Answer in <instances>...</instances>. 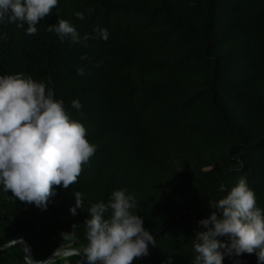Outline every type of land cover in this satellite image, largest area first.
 <instances>
[{"label":"trees","instance_id":"16d2710c","mask_svg":"<svg viewBox=\"0 0 264 264\" xmlns=\"http://www.w3.org/2000/svg\"><path fill=\"white\" fill-rule=\"evenodd\" d=\"M59 19L81 38L99 27L109 39L61 42L47 30ZM27 27L0 24V76L51 77L55 98L96 151L46 210L0 185V247L15 242L0 250V264H24L25 242L37 260L72 249L78 254H57L52 264H84L89 208L115 190L135 194L155 238L133 264H193L197 222L242 176L264 209V0H58L35 35ZM76 192L84 200L73 216ZM74 224L76 239L64 241ZM223 264L258 262L244 254Z\"/></svg>","mask_w":264,"mask_h":264},{"label":"clouds","instance_id":"9594fccd","mask_svg":"<svg viewBox=\"0 0 264 264\" xmlns=\"http://www.w3.org/2000/svg\"><path fill=\"white\" fill-rule=\"evenodd\" d=\"M57 5L58 0H0V24L23 28L26 23V34L35 35L36 25ZM75 15L85 19L81 12ZM47 30L58 34L61 42L70 38L72 43L85 46L90 39H109L108 30L99 27L93 30L95 35L81 38L64 19ZM77 74L83 76L85 70L78 67ZM54 87L51 77L45 83L24 73L0 76V185L20 202L42 210L57 195L56 187L67 189L78 182L83 165L96 151L86 139L82 123L72 119L63 101L55 98ZM72 107L80 111L82 104L73 100ZM220 190H225L223 185ZM74 195L76 203L70 208L73 216L84 200L83 193ZM208 206L214 210L197 222L193 264H223L225 256L244 254H255L258 264H264V209L257 207L255 192L246 178L242 176L224 198L209 201ZM137 207L135 194L120 189L113 191L107 203L100 201L89 208L90 218L84 222V264H133L149 255L155 238L143 227L144 219L135 212ZM72 228L71 233H61L64 241L76 239L77 225ZM58 250L48 260H37L26 250L24 264H52Z\"/></svg>","mask_w":264,"mask_h":264},{"label":"water","instance_id":"95a60500","mask_svg":"<svg viewBox=\"0 0 264 264\" xmlns=\"http://www.w3.org/2000/svg\"><path fill=\"white\" fill-rule=\"evenodd\" d=\"M14 243H15V242L0 247V250H1V249H4L5 247H8V246L13 245ZM25 246H26L27 253H28V255L30 256L29 246H28V244H27L26 242H25ZM26 250H25V251H26ZM64 251H65L66 253H73V252H74L75 254H78L77 251L72 250V249L58 250L57 254H60V253H62V252H64ZM54 253H55V252H54ZM54 253H52V254H51L48 258H46L45 260H48V259H50V258H53V254H54ZM74 253H73V254H74Z\"/></svg>","mask_w":264,"mask_h":264},{"label":"rangeland","instance_id":"374dc122","mask_svg":"<svg viewBox=\"0 0 264 264\" xmlns=\"http://www.w3.org/2000/svg\"><path fill=\"white\" fill-rule=\"evenodd\" d=\"M64 250V249H63ZM63 255H68V254H70V253H66L65 251L62 253Z\"/></svg>","mask_w":264,"mask_h":264},{"label":"built area","instance_id":"2783aa9c","mask_svg":"<svg viewBox=\"0 0 264 264\" xmlns=\"http://www.w3.org/2000/svg\"><path fill=\"white\" fill-rule=\"evenodd\" d=\"M63 253V252H62ZM62 253H60V254H62ZM74 253V252H73ZM73 253H70V254H73ZM69 255V254H68Z\"/></svg>","mask_w":264,"mask_h":264}]
</instances>
